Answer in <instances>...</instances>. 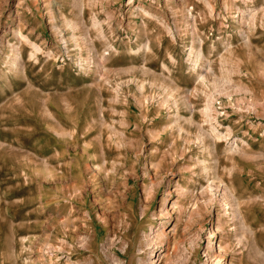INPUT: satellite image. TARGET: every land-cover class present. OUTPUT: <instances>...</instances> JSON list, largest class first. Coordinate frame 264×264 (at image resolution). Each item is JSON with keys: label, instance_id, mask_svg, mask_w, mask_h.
Listing matches in <instances>:
<instances>
[{"label": "rangeland", "instance_id": "374dc122", "mask_svg": "<svg viewBox=\"0 0 264 264\" xmlns=\"http://www.w3.org/2000/svg\"><path fill=\"white\" fill-rule=\"evenodd\" d=\"M161 222L264 264V0H0V264H138Z\"/></svg>", "mask_w": 264, "mask_h": 264}, {"label": "bare ground", "instance_id": "6f19581e", "mask_svg": "<svg viewBox=\"0 0 264 264\" xmlns=\"http://www.w3.org/2000/svg\"><path fill=\"white\" fill-rule=\"evenodd\" d=\"M129 1H132V0H129ZM32 46H34L35 48L37 47L35 44H32ZM167 190L169 192V188H167ZM180 190H182V189H180ZM175 206L176 205L174 202H172V204L169 205L168 196H163L161 199V207H160V210L158 212L159 214H157V215L158 216L168 215L169 214L168 210H170L171 208L174 209ZM142 211L144 212V208H142ZM171 211H172V209H171ZM173 231H174V229L172 230V232ZM172 232L171 231H165V224L162 222L160 223V226L157 229H154L153 226H150L149 230L144 233L141 241L139 242L138 249H137L138 254L136 256L137 263L138 264H171L174 261L173 257L176 253L177 258H179V261H181V264H186V262L189 259L188 255H186L184 253H180L179 252L180 250L175 252L174 249H176V248H174V249L171 248V244H172V240H173L171 237ZM205 235H206V233H205ZM107 237H108L107 240L104 243H102V248L104 250L103 251L104 256L107 260L106 262L108 264H125L124 262H122L119 259V257L115 253L112 252V247L114 246L115 241H116L113 238L114 237L113 232L110 231V234H108ZM205 239H206V241L204 243L205 245H204V249H203V254H204V257L206 259L204 261V264H206L208 261L210 262V260L213 259L212 257L217 256V251L219 250V246H217L218 245L217 240H215L216 239V233H215V231H213L212 228H210L209 231L207 232ZM196 241L197 240H195L194 242L192 241L193 244H195ZM88 242H89V240L87 238L82 241L81 246L83 249L87 248ZM51 250L63 251V247H62V245L58 246V248L51 246ZM123 250H124V248H123ZM66 261H69L68 257L66 258ZM222 262L225 263V260L221 259V258H217V260L215 261V264H221ZM224 263H222V264H224Z\"/></svg>", "mask_w": 264, "mask_h": 264}]
</instances>
